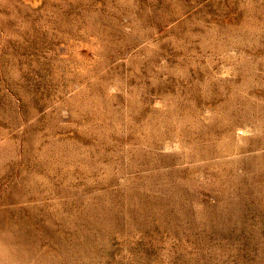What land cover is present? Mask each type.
<instances>
[{
    "label": "rangeland",
    "instance_id": "1",
    "mask_svg": "<svg viewBox=\"0 0 264 264\" xmlns=\"http://www.w3.org/2000/svg\"><path fill=\"white\" fill-rule=\"evenodd\" d=\"M0 264H264V0H0Z\"/></svg>",
    "mask_w": 264,
    "mask_h": 264
}]
</instances>
